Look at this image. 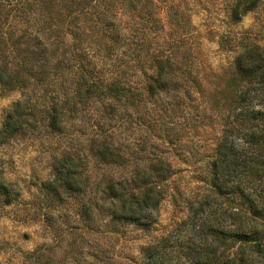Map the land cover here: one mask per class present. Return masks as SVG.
Segmentation results:
<instances>
[{
    "label": "trees",
    "instance_id": "obj_1",
    "mask_svg": "<svg viewBox=\"0 0 264 264\" xmlns=\"http://www.w3.org/2000/svg\"><path fill=\"white\" fill-rule=\"evenodd\" d=\"M223 1L222 15L231 25L264 6V0ZM20 4L21 35L12 41L14 33H3L0 26V85L22 98L0 127V148L22 134L30 118L61 133L79 112L100 105L110 126L121 109L137 112L163 96L178 99L199 81V42L187 0ZM233 46L215 101L222 131L210 164L209 192L192 208L194 238L170 252L147 249L144 264H264V47L245 37L235 38ZM49 87L55 89L47 98ZM93 151L106 167L127 165L122 148L111 140L97 141ZM171 175L172 165L157 159L137 168L130 181H106L111 222L145 224L163 199L159 184ZM87 179L79 160L63 153L54 159L45 186L59 198L83 192ZM17 196L0 164V206ZM82 212L91 216L87 204Z\"/></svg>",
    "mask_w": 264,
    "mask_h": 264
},
{
    "label": "rangeland",
    "instance_id": "obj_2",
    "mask_svg": "<svg viewBox=\"0 0 264 264\" xmlns=\"http://www.w3.org/2000/svg\"><path fill=\"white\" fill-rule=\"evenodd\" d=\"M20 2L0 0V26L3 33H14L12 41L21 35L24 24L18 15ZM223 3L187 0L200 51L199 81L185 87L186 94L178 99L163 96L137 112L121 109L110 126L103 121L100 105L79 112L61 133L30 118L22 134L0 148V164L18 191L11 205L0 206V262L144 264L149 248L170 252L193 240L192 208L209 192L210 164L222 131L215 101L234 56V40L245 37L264 47V6L231 25L222 15ZM41 89L37 95L42 99ZM53 89L48 88L47 98ZM20 100L19 92L0 85V127ZM158 115L163 121L158 122ZM105 139L122 148L124 168L106 167L96 158L94 146ZM63 153L79 160L88 183L85 192L58 198L45 183L52 178L54 159ZM157 159L170 163L173 175L159 184L163 199L151 218L142 225L111 222L106 181H130L137 168ZM83 204L88 205L90 217L83 214Z\"/></svg>",
    "mask_w": 264,
    "mask_h": 264
}]
</instances>
